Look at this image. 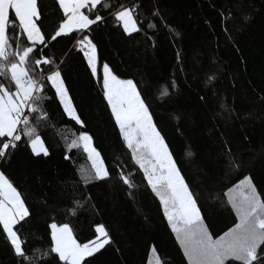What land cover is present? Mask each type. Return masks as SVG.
<instances>
[{"label": "trees", "instance_id": "16d2710c", "mask_svg": "<svg viewBox=\"0 0 264 264\" xmlns=\"http://www.w3.org/2000/svg\"><path fill=\"white\" fill-rule=\"evenodd\" d=\"M121 2L131 5L136 0ZM139 2L144 14L158 7L167 27L157 20L155 30L127 36L107 17L89 33L98 49V71L106 62L120 78L137 83L158 130L197 193L210 231L222 234L235 222L221 200L222 192L242 178L240 172L225 171L224 141L243 160L242 173L250 175L264 195V0ZM39 5L43 30L54 32L62 15L56 0H39ZM44 51L59 64L85 127L63 114L54 90L46 85L49 121L41 122L38 131L49 155L33 156L22 141L7 163L0 161V170L18 186L32 213L20 230L26 247L50 242L47 224L52 219L68 222L81 241L92 238L94 226L103 224L113 242L92 264H149L153 247L164 264H186L158 200L131 164L101 88L74 41L58 38ZM209 75L215 76L211 84ZM163 89L169 94L161 96ZM222 104L234 109L231 116ZM82 131L93 137L112 175L87 188L78 177V169L89 166L86 154L66 148L74 133ZM121 166L134 173L131 195L116 176ZM85 196L91 200L75 216L69 215L73 201ZM0 264H16L3 235Z\"/></svg>", "mask_w": 264, "mask_h": 264}, {"label": "snow or ice", "instance_id": "6c2138e0", "mask_svg": "<svg viewBox=\"0 0 264 264\" xmlns=\"http://www.w3.org/2000/svg\"><path fill=\"white\" fill-rule=\"evenodd\" d=\"M56 4L61 18L54 32L46 33L39 0H0V161L7 163L22 141L33 156L49 155L38 131L41 122L49 121L44 107L48 98L43 94L46 85L54 90L63 114L80 128L85 127L59 64L44 51L58 38H71L100 86L130 162L142 173V179L158 200L186 264H264V195L251 176L242 173L244 162L231 145L224 141L223 165L226 173L240 172L242 178L222 192L221 200L234 214L235 222L214 236L202 214L197 193L158 130L137 83L120 78L106 62L98 71V49L89 35L93 26L103 25L107 17H112L127 36L145 29L155 30L157 20L167 27L159 8L153 7L144 14L139 0L131 5L121 0H56ZM214 80V75L207 78L209 84ZM168 94L167 89L161 90V96ZM221 107L229 116L234 112L224 104ZM66 148L69 152L82 149L90 162L78 169L83 187L112 179L89 133H74ZM133 175L122 166L116 172L129 195L136 188ZM90 200V196H85L82 201H73L68 214L75 216ZM31 215L18 186L6 171L0 170V235L9 245L16 264H92V259L113 242L103 224L94 226L92 238L81 241L68 222L52 219L47 224L50 242L28 248L20 230ZM151 252L156 256L155 264H164L155 247Z\"/></svg>", "mask_w": 264, "mask_h": 264}, {"label": "rangeland", "instance_id": "374dc122", "mask_svg": "<svg viewBox=\"0 0 264 264\" xmlns=\"http://www.w3.org/2000/svg\"><path fill=\"white\" fill-rule=\"evenodd\" d=\"M149 261H151L152 264H155L156 256H154V255L152 254V252H151V255H150Z\"/></svg>", "mask_w": 264, "mask_h": 264}]
</instances>
